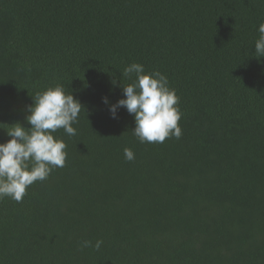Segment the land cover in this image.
Listing matches in <instances>:
<instances>
[{
  "label": "trees",
  "instance_id": "16d2710c",
  "mask_svg": "<svg viewBox=\"0 0 264 264\" xmlns=\"http://www.w3.org/2000/svg\"><path fill=\"white\" fill-rule=\"evenodd\" d=\"M261 22L264 0H0V143L49 86L83 106L53 134L65 166L0 199V264H264ZM133 62L175 89L179 139L140 143L102 102Z\"/></svg>",
  "mask_w": 264,
  "mask_h": 264
},
{
  "label": "clouds",
  "instance_id": "9594fccd",
  "mask_svg": "<svg viewBox=\"0 0 264 264\" xmlns=\"http://www.w3.org/2000/svg\"><path fill=\"white\" fill-rule=\"evenodd\" d=\"M258 32L259 38L254 43L257 58L264 57V22L259 24ZM122 76L135 77L131 83L123 85L125 98L114 104L107 97L102 98L111 117L117 118L122 107L133 115L135 128L132 133L140 143L179 139L182 136L179 97L169 86L167 77L159 71L146 72L144 66L136 62L126 66ZM32 97L33 103L26 107L28 115L25 117L31 127L25 128L20 122L8 125L6 132L10 139L0 143V199L9 197L18 203L30 185L47 179L55 168L65 166L67 144L53 134L63 129L68 136L76 135L73 125L79 122L83 109L72 92H66L59 83ZM124 157L132 161L135 154L125 148ZM102 244V240L94 245L85 240L81 246L99 250Z\"/></svg>",
  "mask_w": 264,
  "mask_h": 264
}]
</instances>
